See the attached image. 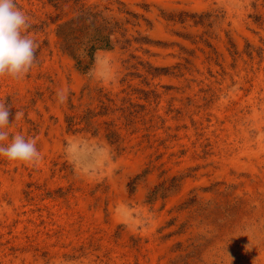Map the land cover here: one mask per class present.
Here are the masks:
<instances>
[{
    "label": "rangeland",
    "instance_id": "rangeland-1",
    "mask_svg": "<svg viewBox=\"0 0 264 264\" xmlns=\"http://www.w3.org/2000/svg\"><path fill=\"white\" fill-rule=\"evenodd\" d=\"M15 3L0 264H264V0Z\"/></svg>",
    "mask_w": 264,
    "mask_h": 264
},
{
    "label": "clouds",
    "instance_id": "clouds-1",
    "mask_svg": "<svg viewBox=\"0 0 264 264\" xmlns=\"http://www.w3.org/2000/svg\"><path fill=\"white\" fill-rule=\"evenodd\" d=\"M27 27V17L15 0H0V75L19 78L32 66L37 42L24 34ZM55 95L61 103L66 98L62 90ZM10 107L0 103V141H6L9 136ZM17 115L15 113L14 119ZM0 157L21 162H35L40 158L35 142L21 134H14L7 142L0 143Z\"/></svg>",
    "mask_w": 264,
    "mask_h": 264
},
{
    "label": "trees",
    "instance_id": "trees-1",
    "mask_svg": "<svg viewBox=\"0 0 264 264\" xmlns=\"http://www.w3.org/2000/svg\"><path fill=\"white\" fill-rule=\"evenodd\" d=\"M83 13L81 15H79V17L76 18V20L80 21H84V20H88V18L90 16H92V14L88 11H82ZM62 27V26H61ZM72 125V122L70 123Z\"/></svg>",
    "mask_w": 264,
    "mask_h": 264
}]
</instances>
